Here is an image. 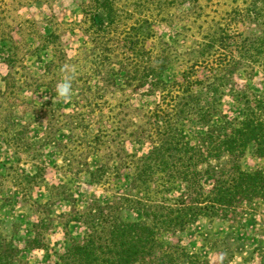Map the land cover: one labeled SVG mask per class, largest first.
Listing matches in <instances>:
<instances>
[{"label": "rangeland", "instance_id": "rangeland-1", "mask_svg": "<svg viewBox=\"0 0 264 264\" xmlns=\"http://www.w3.org/2000/svg\"><path fill=\"white\" fill-rule=\"evenodd\" d=\"M121 1L117 4L119 27L99 46L91 0H0V190L11 198L1 210L0 229L13 236L20 250L14 264H63L59 255L72 239L82 240L87 230L84 223L72 220L76 213L86 209L90 198L107 204L130 189L126 179L133 172L130 156L150 151L148 142L134 143L132 133L142 130L139 125L149 126L148 115L160 93L147 95L133 87L108 86L101 96L85 88L86 83L94 89L112 81L124 84L121 75L130 70L135 52L146 54L153 46L160 51L161 41L181 55L165 79H173L195 63L201 75L230 50L217 42L203 57L204 46L223 38L228 43L238 31L249 30L234 23L232 14L250 0ZM103 55L110 59L106 64L100 59ZM52 60L54 71L46 74L45 63ZM65 66L67 72L62 71ZM65 76L72 82L77 79L84 91L73 89L67 103L49 88H56ZM234 78L239 88L261 92L264 65L247 70L240 67ZM76 99H80L78 107ZM234 106L225 97L221 110L231 118H242V109ZM15 134H20L18 140ZM241 164L251 169L264 161L248 152ZM101 165L106 173L94 183L90 171ZM203 183L211 189L213 179L206 177ZM250 211L234 223L201 218L164 240L200 253L215 264L228 253L220 238L230 233L234 239L227 240L232 248H237L235 242L243 244L233 264H259L255 251L264 241V204ZM120 213L126 220L142 219L138 209L122 208ZM36 223H40L38 229ZM34 236L41 239V247L28 246V239Z\"/></svg>", "mask_w": 264, "mask_h": 264}, {"label": "trees", "instance_id": "trees-1", "mask_svg": "<svg viewBox=\"0 0 264 264\" xmlns=\"http://www.w3.org/2000/svg\"><path fill=\"white\" fill-rule=\"evenodd\" d=\"M118 1L122 2L91 0L95 8L91 13L92 25L99 36L96 39L99 46L105 45L103 38L119 27ZM232 15L234 23L249 30L238 31L228 43L223 38L204 46L203 57L210 48L217 47V42L219 47L230 50L222 55L220 62L205 67L201 75L195 63L173 79H165L181 55L170 43L161 41L160 51L156 52L153 46L146 54L135 52L130 70L121 75L124 84L112 81L113 84H99L94 89L86 83L85 88L101 96L106 94L108 86L133 87L147 95L160 93V99L149 112V126L139 125L142 130L132 133L134 143L148 142L151 148L141 156H130L133 172L126 174L130 189L107 204L90 198L86 209L76 213L72 220L84 223L87 230L82 240L72 239L66 251L59 255L63 264H211L202 254L168 244L164 238L185 230L201 218L234 223L264 204V164L251 169L241 164L248 152L264 161V89L253 92L239 88L234 78L240 67L247 70L264 65V0H250L244 9ZM100 59L105 64L110 60L107 55ZM53 65L54 60L45 63L46 74L54 71ZM72 87L84 94L77 79ZM49 88L55 95V88L50 85ZM225 97L234 101V109H242V118L223 113L221 105ZM78 100L74 102L76 107L80 104ZM18 135L15 134L17 140ZM105 173L103 165L92 169V182H100ZM206 177L213 179L211 189H206L203 183ZM10 202L11 198L0 190V228L1 210ZM122 208L140 210L142 219L126 220L120 213ZM40 223L34 226L38 229ZM227 239L234 236L227 233L220 238L227 244L225 252L230 255L224 257L228 255L225 253L215 264H233L235 254L243 249V244L238 242H235L237 248H232ZM27 243L31 248L42 246L38 236ZM256 249L259 264H264V241ZM19 251L13 236L5 235L0 229V264H14Z\"/></svg>", "mask_w": 264, "mask_h": 264}, {"label": "clouds", "instance_id": "clouds-1", "mask_svg": "<svg viewBox=\"0 0 264 264\" xmlns=\"http://www.w3.org/2000/svg\"><path fill=\"white\" fill-rule=\"evenodd\" d=\"M62 71L67 72V66H65ZM55 92L56 98L63 100L65 103L69 102L73 94L71 77L65 76L60 82H58L55 88Z\"/></svg>", "mask_w": 264, "mask_h": 264}]
</instances>
